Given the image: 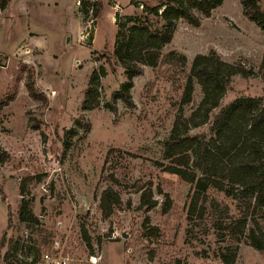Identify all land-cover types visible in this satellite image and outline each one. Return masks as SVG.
<instances>
[{
	"label": "rangeland",
	"instance_id": "obj_1",
	"mask_svg": "<svg viewBox=\"0 0 264 264\" xmlns=\"http://www.w3.org/2000/svg\"><path fill=\"white\" fill-rule=\"evenodd\" d=\"M159 1L0 4V244L7 235L0 264L31 263L22 253L3 260L10 241L34 247L36 264H224L221 255L232 252H237L236 264H264V253L247 239L255 221L264 233V206L255 207L252 197L210 188L205 213L199 207L191 214L193 185L167 172L171 160L164 158V143L197 55L214 50L224 61H241L256 72L248 79L236 76L213 115L250 96L262 98L264 106V75L259 72L264 30L244 15L241 0H224L209 18L197 13L199 27L179 20L162 54H184L187 67L163 62L156 68L143 66V74L133 78L134 107H129L113 98L127 81L114 58L117 16L124 22L141 14L140 4L156 6ZM94 3L101 4L96 18ZM261 7L264 11V0ZM95 71L100 86L91 109L85 110ZM29 77L45 100L30 96ZM202 98L196 82L185 117ZM191 135L212 137L209 125L194 128ZM150 187L158 205L147 211L140 205ZM108 188L122 201L110 219L101 207ZM23 202L36 217L32 224L20 219ZM247 217L245 234L231 235L229 227Z\"/></svg>",
	"mask_w": 264,
	"mask_h": 264
},
{
	"label": "trees",
	"instance_id": "obj_2",
	"mask_svg": "<svg viewBox=\"0 0 264 264\" xmlns=\"http://www.w3.org/2000/svg\"><path fill=\"white\" fill-rule=\"evenodd\" d=\"M261 1L241 0V3L244 15L264 30ZM8 2L9 0H0L3 7ZM223 3L224 0H160L156 6L140 4L143 6L141 14L126 17L124 22L117 16L114 58L125 69L127 81L115 92L114 100L121 99L127 106L134 107L130 90L134 86L133 78L143 74V66L156 68L163 62L177 64L182 69L187 67L188 58L184 54L176 51H171L165 56L162 54L163 48L174 38L176 23L183 19L190 25L199 27L201 18L197 13L209 18ZM100 10L101 4L94 3L92 13L95 18ZM82 12L85 17L89 15L85 8ZM259 72L264 75V55ZM255 75L256 72L241 61L228 63L214 50L208 54L197 55L192 61L174 127L164 143V158L171 160L166 171L193 185L191 214L199 207L202 208L201 212L205 213L210 188L224 192L227 196L239 193L244 199L252 197L255 207L264 206L263 99L251 96L239 98L213 115V112L220 108L236 76L248 79ZM98 76L100 73L95 71L83 104L85 110L91 109V101L96 97L97 88L100 86ZM31 79L32 77H29L26 84L30 96L45 100L46 97L37 92ZM196 82L202 88L203 98L187 118L184 115V107L193 100ZM204 125L210 126L211 139L205 135H191L194 128ZM101 202L106 219H110L122 204L120 196L112 188L103 192ZM157 205L152 187L144 190L140 207L150 211ZM19 214L23 222L32 224L36 221L27 202H23ZM248 223V217L239 219L234 226L229 227L231 235H244ZM253 226L255 228L252 227L247 235L249 244L264 253V233L257 221ZM6 236H3L0 246L5 244ZM29 251L34 254L30 256ZM34 251L32 246L22 245L20 241H10L3 260L7 262L11 255L18 257V254L22 253L27 259L33 257L30 264H36L37 251ZM221 260L224 264H236L237 252L222 254Z\"/></svg>",
	"mask_w": 264,
	"mask_h": 264
},
{
	"label": "built area",
	"instance_id": "obj_3",
	"mask_svg": "<svg viewBox=\"0 0 264 264\" xmlns=\"http://www.w3.org/2000/svg\"><path fill=\"white\" fill-rule=\"evenodd\" d=\"M45 258H46L49 262L52 260V259L50 258L49 255H46ZM32 259H33V257L29 258L28 260L31 262ZM91 260H92V262H97V259H96V258H92ZM57 264H66V261H65V260H64V261H58Z\"/></svg>",
	"mask_w": 264,
	"mask_h": 264
},
{
	"label": "water",
	"instance_id": "obj_4",
	"mask_svg": "<svg viewBox=\"0 0 264 264\" xmlns=\"http://www.w3.org/2000/svg\"><path fill=\"white\" fill-rule=\"evenodd\" d=\"M124 237H126V236L124 235Z\"/></svg>",
	"mask_w": 264,
	"mask_h": 264
}]
</instances>
